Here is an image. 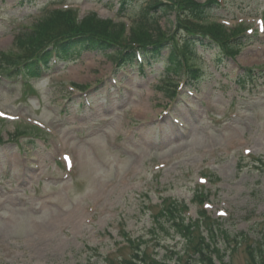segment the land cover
Returning a JSON list of instances; mask_svg holds the SVG:
<instances>
[{"label":"rangeland","instance_id":"rangeland-1","mask_svg":"<svg viewBox=\"0 0 264 264\" xmlns=\"http://www.w3.org/2000/svg\"><path fill=\"white\" fill-rule=\"evenodd\" d=\"M146 1L119 14L118 0H0V72L12 64L6 59L25 53L18 37L54 9H75L72 23L124 21L120 31L108 30L120 42L130 41L132 31L171 34L174 14L142 17ZM218 2L204 26L215 25L225 38L248 34L246 44L220 64L211 60L215 51L185 56L173 82L155 64L144 74L126 67L112 80L111 56L95 52L58 63L31 89L0 73V110L10 116H0V264L127 260L131 250L120 229L141 236L142 249L158 264H186L181 236L152 234L167 198L185 202L188 218L198 211L211 218L223 262L251 264L254 250L264 264V0ZM193 67L201 73L184 80ZM245 69L256 80L242 89L236 75ZM176 84L181 90L172 101L166 89L174 92ZM82 98L90 109L82 108ZM199 183L207 195L201 204L193 203ZM201 233L209 236L208 228Z\"/></svg>","mask_w":264,"mask_h":264},{"label":"trees","instance_id":"trees-1","mask_svg":"<svg viewBox=\"0 0 264 264\" xmlns=\"http://www.w3.org/2000/svg\"><path fill=\"white\" fill-rule=\"evenodd\" d=\"M131 1L123 0L122 4H130ZM175 4L176 7H174ZM147 5V12L161 15L175 11L178 14L177 9L180 8L178 19L183 25L185 35L183 47L178 49V52L176 51L177 45L171 44L170 40L160 30L155 32L149 30L151 34L143 30L137 33L132 31L130 41L120 42L108 32V30H113L115 33L120 31L122 26L119 24L113 25L108 21H99L89 17L84 19L82 23H72L69 11H56L52 13V16L38 23L33 31L24 32L18 37L20 46H26V51L23 55H16L13 60L11 58L6 59V63L12 64L5 72L12 77L23 74L32 79L38 76L40 64L48 67L53 56L59 60H65L74 53L89 51L112 56L113 61L119 67L135 66L138 57L143 58L145 62L148 60L150 63L164 60V75L168 79L170 74H180V60L183 59L184 55L197 58V46L203 48L205 52L215 51L217 57L220 58L223 55L230 56L229 53H234L231 51L232 48L243 45L244 36L225 38L215 25L199 26L188 20L189 18L202 21L210 17L215 6L212 1L200 4L194 0H166V3L153 1L148 2ZM142 16H145V13H142ZM166 50L169 53L160 59V54ZM16 65L20 66L16 67ZM187 72L192 78L191 74L194 75L193 72H196V69H189ZM247 75L249 76L247 80H249L252 76ZM243 81H241V77L237 80L239 85ZM171 91L168 90L169 93ZM193 199L195 202H201L207 199V195H204L202 188H197ZM186 210L187 206L183 201L173 198L162 199L158 216H155V228L157 230L152 231V234L156 237L161 231L168 233L171 230L174 234L181 236L185 240L183 252L190 256L189 262L185 260L186 264H229L223 262L222 254L215 247L214 242L217 233L209 229L210 224H213L211 218L200 212L199 217L191 219L186 217ZM159 218L163 219L164 223ZM203 225L208 228L209 236L207 235V237L201 233ZM215 226L219 227L220 225L216 224ZM219 234L225 242H229V235L226 231L220 230ZM122 235L127 247L131 250L129 258L126 260L116 257L115 259L118 258L116 262L112 261L106 264H158L156 258L154 259L142 249L145 240L141 236L132 237L124 230H122ZM153 240L156 241V239ZM176 258L180 260L181 254L179 253ZM194 258L196 260H193ZM249 260L251 264L261 262L254 254V250L251 251ZM162 264H165L164 261Z\"/></svg>","mask_w":264,"mask_h":264}]
</instances>
